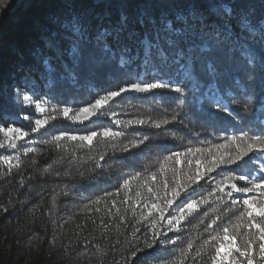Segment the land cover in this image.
I'll return each instance as SVG.
<instances>
[{"label":"trees","instance_id":"obj_1","mask_svg":"<svg viewBox=\"0 0 264 264\" xmlns=\"http://www.w3.org/2000/svg\"><path fill=\"white\" fill-rule=\"evenodd\" d=\"M184 2L12 0L10 10L0 16V128L14 126L30 133L25 140L17 142L16 149L0 148V156L19 157L20 163L11 175L0 179V206H3L0 207V264H157L154 257L165 264H177L190 242L193 247L184 264H212L214 249L204 241L221 232L223 227L231 230L237 223L243 210L239 199L244 194L234 193L229 198L216 192L209 196L215 185L204 181L190 199L207 197L209 202L183 221L178 233L168 232L169 237L179 236L176 245L157 246L155 250H148V256L139 254L138 258H132L130 253L137 247H144L152 235L151 221L159 216L153 212L152 216L144 218L147 209L143 205L156 201L147 191L148 185L162 197L165 178L170 184L174 177L182 181L195 169V163L189 168L187 159L203 160L207 149L212 148L215 153V146L230 143L228 138L239 136L241 132L249 136L264 135V114L260 111L264 104V70L259 63V57L264 54L261 45L252 46V54L257 59L253 65H246L239 51L230 50L231 45L200 53L199 48L210 43L208 36L188 31L182 38V46L185 49L195 46L200 56L197 73L204 83L198 91L186 89L183 95L163 89L125 93L108 108L117 114L114 118L98 115L81 123L71 118L72 113L68 118L59 115L63 107L75 111L86 106L97 95H102L104 89L114 87L124 72L139 74L146 81L164 75L165 79L171 77L183 86L180 69L173 62L177 49L169 45L160 17L162 13L172 17L184 11L178 7ZM224 2L231 4L233 0ZM249 3L259 19L260 0H249ZM126 4L130 6L125 8ZM146 6L151 18L137 23L138 12ZM73 12L87 17L91 24V42L85 47L82 61L74 60L70 54L73 41L62 40L59 48H46L44 36L34 26L36 20ZM122 12H127L131 21L117 38V20ZM103 29L113 34L106 41L111 52L104 51V40L94 39ZM41 49L47 55V64L39 54ZM121 57L126 64L120 65ZM208 60L218 67L215 77L205 73ZM210 84L213 90L219 89L223 101H234L231 106L239 117L210 109L206 98ZM17 89L19 96L15 94ZM24 96L47 100L46 113L55 109L57 119L50 121L46 129L32 133L30 128L34 125L23 116L29 115L34 120L42 114L35 111L34 104L24 101ZM249 100L251 103L245 110L242 105ZM174 116L177 120L161 129L149 126L154 121L172 120ZM115 120L123 123L116 124ZM136 120L147 123L125 126L128 121ZM105 127L124 135L111 139L97 137L91 146L85 141L67 138L60 141V148L51 142L60 132L83 135ZM145 136L149 137L145 144L129 148L130 143ZM3 139L0 132V142ZM124 148L129 151H122ZM187 148L201 149L202 153L195 157L181 156L179 164L175 163V157L165 160L171 153H183ZM26 149L35 151L26 153ZM234 150L233 146L219 149V152ZM102 155L105 158L100 160ZM249 155L251 162L246 157L239 167L224 166L234 171L212 175L216 180L248 172L260 175L259 164L264 163V153L257 151ZM12 163L16 164V159ZM97 163L102 167H97ZM162 165L166 166V171H160ZM7 167L0 161V174L7 171ZM153 173L157 177L155 182L150 179ZM133 176L137 178L131 179L130 190L121 187L125 179ZM238 183L244 184L243 181ZM137 192L143 199L137 197ZM232 199L238 200L235 206ZM5 207L7 212L3 210ZM226 209L231 211L226 212ZM169 212L176 215L178 209H169ZM168 214L165 212V217ZM214 220L216 224H212ZM243 223H247L246 218ZM136 229H139L135 233L138 239L133 238ZM159 230L167 232L166 220L160 221ZM248 232L246 227H241L239 244L245 243ZM253 243L256 264H264L259 258V241L254 239ZM198 252L202 255H197ZM241 259L247 264L245 258Z\"/></svg>","mask_w":264,"mask_h":264},{"label":"snow or ice","instance_id":"obj_2","mask_svg":"<svg viewBox=\"0 0 264 264\" xmlns=\"http://www.w3.org/2000/svg\"><path fill=\"white\" fill-rule=\"evenodd\" d=\"M12 0H0V16L5 11L10 10ZM130 5H124L125 8ZM184 9L177 13L175 16L169 17L166 13L161 14V21L163 23L164 32L168 39L170 46L177 49L173 62L178 65L180 74L183 78V86H179L176 81L171 77L165 79L164 75L154 76L150 80H143L139 77V74L133 75L131 72H124L121 74L118 82L114 87L106 88L103 90L102 95H97L86 106L73 110L68 107H63L59 115L68 118L70 113L72 119L79 122L88 121L98 115H107L115 117V112L108 111V108L115 103L117 98L122 97L125 93L139 92L149 93L154 92L157 89L168 90L183 95L186 89L192 91H198L203 86L204 81L197 73V65L200 60V56L197 54L195 46L185 49L182 46V38L186 32L191 31L205 33L210 43L205 44L199 48V52H211L214 49L221 48L226 45H231V51H239L240 55L244 57L246 65H253L257 57L252 54V46L254 44L261 45V51L264 53V0H260V14L257 19V13L254 10V6L249 3V0H233L231 4H227L224 0H185L182 5H178ZM145 18H151L147 6L141 12L137 14V23H144ZM131 17L127 12L120 13L117 20V38L118 34L122 32L126 26L130 23ZM153 23L155 20L153 19ZM34 26L39 30L40 34L45 38V47L59 48L62 40L73 41L71 45V55L74 60L82 61L85 58V47L90 40L91 24L87 17L80 13L73 12L66 16H50L44 21H34ZM112 33L108 29H103L96 33L94 39L99 42L105 41L104 51L111 52V48L106 42L109 37H112ZM243 40V43L241 41ZM39 54L43 57L44 63H48V58L43 49L39 50ZM163 55V52H161ZM167 59V57H165ZM120 65L127 63L123 57L120 58ZM147 63V61L145 62ZM259 63L261 69L264 70V54L259 57ZM218 67L214 61L208 60L205 65V73L209 77H215L218 73ZM252 77L250 76L249 79ZM19 96V90L15 93ZM210 102V109L214 112H222L231 115L233 118L239 117V113L235 112V109L231 106L234 101L225 102L219 96V89L213 90V85H209V95L206 97ZM29 105L35 106V111L42 114L40 118L32 119L29 115H24L23 119L28 120L31 126L30 131L32 133L40 132L42 129H46L50 121L57 119L55 109L46 113L47 100L37 99L33 100L29 96L23 97ZM248 103L242 105L247 110ZM261 113L264 114V104L261 105ZM213 114V112H210ZM177 120V117H173L172 120L162 119L160 121H154L149 126L157 129H161L170 123ZM116 124L123 123L120 120H115ZM147 122L144 120L128 121L125 126L139 125L143 126ZM182 123V121H181ZM0 132L3 133L4 139L0 142V148H17V142L25 140L30 135L28 131H24L22 128L14 126H8L0 128ZM123 132L113 131L112 128L105 127L98 131H91L83 135L60 132L52 137L53 143L57 148L61 147L60 141L67 138L69 140H81L87 142L91 146L97 137L111 139L116 136H123ZM229 142L223 145L215 146L217 152H213L212 148L206 150L207 155L203 160L187 159L185 162L192 168L195 163V169L186 176L184 180L173 179L171 184L168 179L163 180L164 193L161 197L157 191L147 186V191L156 197V201L152 203H145L143 206L147 209V216L153 215V212L158 213V219L152 220V235L150 239L145 243L143 248L137 247L131 251L130 256L132 258H138L139 254L148 256V250H155L157 246L162 245H176L180 239L179 236L175 238L169 237L168 232L178 233L183 221L188 217L196 213L200 206L209 202L207 197H203L200 200L190 199L191 195H194L196 190L202 187L201 182H211L215 186L212 191L209 192V196L216 192L224 193L229 198L233 197L234 193L244 194V197L239 199V203L242 205V211H240L237 223L229 227H223L221 232L216 235L210 236L208 240H205L206 245H211L214 249V255L211 257L212 264H243L241 258H245L247 264H256L254 259V239L259 241V258L264 261V163L259 164L260 175H252L251 172L243 175H228L223 176L222 179L216 180L212 173L222 175L224 171L232 172L234 169H229L224 166L237 165L241 166L245 162V158H249L248 162H251L250 153L261 152L264 153V135H252L249 136L247 132H241L239 136H231L228 138ZM149 140V137L145 136L143 139H138L134 143H130L129 148H138L145 144ZM234 146V151L219 152V149H227ZM129 148H124L122 151H129ZM35 149H26L25 152H33ZM197 153H202L201 149L187 148L185 152L171 153L165 157V160H172L175 157V163H181V156L195 157ZM105 157L102 155L100 160ZM16 159L17 163L13 164V160ZM0 161L7 165V171L0 174V179L5 176L11 175L13 168L20 167L19 157H13L12 155L0 156ZM32 163H36L35 160ZM97 167H102L97 163ZM219 170V171H218ZM161 172L166 171V166L162 165ZM175 172V169L173 170ZM57 176L60 173H56ZM136 176L130 179H125L121 187L130 190L131 179H136ZM156 174L153 173L150 179L155 182ZM24 178L21 177V183ZM243 181L244 184L240 185L238 182ZM147 184V181L145 182ZM119 189H117V194ZM255 193L256 195L250 196L247 194ZM106 195H111L107 193ZM137 197L141 196V193H136ZM56 195L53 196V202H55ZM162 201V203H161ZM99 202V201H97ZM127 202V198L125 200ZM237 199H232V205L237 204ZM115 201L112 202L115 206ZM183 205V206H181ZM3 207V206H0ZM169 209H178L176 215H172ZM5 212L8 209H3ZM98 211V209H97ZM119 209H117V212ZM231 211L230 209H226ZM165 212H168V216L165 217ZM245 218L247 223H243ZM220 218L217 217V220ZM167 221V232L159 230L160 221ZM216 220L212 221V224H216ZM101 224L107 228V225L101 221ZM241 227H246L249 232L245 235L248 239L243 245L238 243V236L240 235ZM255 229L254 232L251 230ZM139 229L133 232V238L138 239L135 233ZM193 244L190 242L187 245V249L181 252V259L177 264H184V259L187 258L189 251L192 249ZM238 254V255H235ZM197 255H202L198 252ZM157 260V264H165V262Z\"/></svg>","mask_w":264,"mask_h":264}]
</instances>
